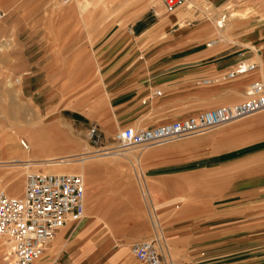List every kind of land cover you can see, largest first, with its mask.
Returning a JSON list of instances; mask_svg holds the SVG:
<instances>
[{"label":"crops","instance_id":"0c3cea01","mask_svg":"<svg viewBox=\"0 0 264 264\" xmlns=\"http://www.w3.org/2000/svg\"><path fill=\"white\" fill-rule=\"evenodd\" d=\"M0 11L12 13L8 19L15 26L28 14L27 2L0 0ZM102 46L101 92L116 120L109 125L158 126L238 103L253 81L264 85V0H187L170 14L148 10ZM241 61L254 63L255 70L225 79ZM155 90L161 95L153 96ZM225 125L197 141L188 159L155 165L152 173L138 166V196L132 186L87 184L83 176L85 217L91 218L57 232L47 248L60 242L54 260L136 264L129 242L145 238L147 228L140 223L136 235L107 217H143V206L153 231L148 240L158 239L170 264L168 241L176 264H264V110ZM152 152L158 154L146 156Z\"/></svg>","mask_w":264,"mask_h":264},{"label":"rangeland","instance_id":"374dc122","mask_svg":"<svg viewBox=\"0 0 264 264\" xmlns=\"http://www.w3.org/2000/svg\"><path fill=\"white\" fill-rule=\"evenodd\" d=\"M23 1L27 2L28 14L23 20L19 18L22 21H18L15 26L11 25L8 17L12 13L0 21V188L9 195L10 178L15 174L20 176L22 184V190L16 194L20 196L28 173L74 170L73 173L80 174V164H42L28 168L24 165L9 167L6 164H11L13 160H21L20 163L14 164H24L29 160L39 161L74 155L75 158L89 157L82 164L85 169H90L88 176L82 175L87 184L118 182L127 187L132 186L138 196L134 178L138 166L142 171L150 169L152 173L155 168L151 167L155 165L188 159L186 157L195 155L197 141L226 126L161 145L118 149L119 145L113 137L124 127L109 125V122L116 121L115 113L110 108L107 96L101 92L100 63L97 61V55L102 52V43L108 37L126 28L144 12L156 9L158 14L163 13L160 0H130L129 3H125V0H67L66 3L64 0ZM77 1L83 4L82 14L77 8ZM15 16L21 17V13ZM208 16L211 17L210 14ZM27 40L33 44L24 45ZM72 93L82 99L83 103L74 105V102H62L64 95ZM54 123H67L72 132L58 138L57 143H47L44 148L39 147L38 141L43 135L40 134L41 129L47 131ZM92 127H96L101 134L97 145L88 139V132ZM20 140L29 145V150L22 148ZM106 150L124 152L111 158L99 155ZM150 151H157L158 154L147 157ZM177 167L179 166L174 168ZM164 170L165 168L158 169ZM149 176L146 174L147 183ZM133 209L135 211L136 208ZM140 209L143 217H107L124 225L127 232L136 235L140 232V223L147 228L145 238L133 239L129 245L152 237L149 217L143 206ZM134 214L133 212L132 215ZM85 216L86 211L84 218L77 222L76 226L91 218ZM159 221L162 230H166L164 220L160 218ZM165 234L168 236L166 231ZM0 244V264H12L3 261L7 251L6 244L2 240ZM168 244L171 258L176 264L175 246L170 241ZM54 247L52 250H46V254L36 263L51 264L59 250V247Z\"/></svg>","mask_w":264,"mask_h":264},{"label":"built area","instance_id":"2783aa9c","mask_svg":"<svg viewBox=\"0 0 264 264\" xmlns=\"http://www.w3.org/2000/svg\"><path fill=\"white\" fill-rule=\"evenodd\" d=\"M66 3L67 0H64ZM164 12L170 14L187 4V0H160ZM5 13L0 11V21ZM225 16L215 25L223 28ZM256 65L239 62L223 77H234L254 71ZM209 82L205 80L204 83ZM245 99L230 105L203 110L195 115L174 120L158 126L117 131L113 140L118 149L142 148L161 145L187 136L203 134L230 122L242 119L264 110V85L253 81L246 88ZM161 92L155 90L153 96ZM88 139L95 145L101 140L96 127L88 132ZM27 150V144L20 140ZM85 181L76 173H28L25 177L22 195H9L0 188V240L11 247V253L4 259L12 264H35L45 254L55 235L68 222H79L84 213ZM145 199V194L143 195ZM163 247L158 239L135 242L130 253L136 264H170L162 254ZM51 264H61L53 261Z\"/></svg>","mask_w":264,"mask_h":264},{"label":"bare ground","instance_id":"6f19581e","mask_svg":"<svg viewBox=\"0 0 264 264\" xmlns=\"http://www.w3.org/2000/svg\"><path fill=\"white\" fill-rule=\"evenodd\" d=\"M86 1V0H85ZM125 3H129L130 2V0H125L124 1ZM132 3V2H131ZM136 4V3H135ZM86 5H88L87 4V2H86ZM77 8L79 9V13H83L84 12V7H83V4H82V2H79V1H77ZM83 8V9H82ZM87 12V11H86ZM85 12V13H86ZM234 15L235 14H231V16L232 17H234ZM83 19V18H82ZM83 23V22H82ZM85 23V22H84ZM74 93H72V94H69V95H64L63 96V100H62V102H66V103H68V102H74V105H76L77 103H83V100L82 99H79V98H77V96L76 95H73ZM66 96V97H65ZM103 103V102H102ZM82 106V105H81ZM99 114V113H98ZM48 128V127H47ZM42 131H41V133L40 134H43V135H41L42 137H40V139H39V141L38 142H40V143H38L39 144V147H41V146H43V148H44V146H46L47 145V143H52V144H54V142H56L57 143V141H58V138H60L61 136H64V135H66V134H68V133H70V132H72V128L70 127V125L69 124H67V123H63L62 125H57L56 123H54V124H51L50 126H49V128H48V130L47 131H44L43 129H41ZM38 132V131H37ZM38 134V133H37ZM36 134V135H37ZM35 135V136H36ZM37 137V136H36ZM37 139V138H36ZM63 139V138H62ZM38 140V139H37ZM47 140V141H46ZM34 144V143H33ZM65 144V143H64ZM57 145H60V144H57ZM31 147V146H30ZM23 148V147H22ZM27 150H29V145H27ZM43 148H42V150H43ZM54 149H55V147H53ZM24 149V148H23ZM126 149H128V148H125V150ZM37 150V149H36ZM58 150V149H57ZM118 150V149H117ZM117 150L116 151H104L102 154H99V155H101L102 157H109V158H111V157H113V156H116V155H122L123 153L122 152H124L123 150H122V152L121 153H118L117 152ZM52 151V150H51ZM55 151V150H54ZM152 155H153V152L151 153ZM51 156V155H50ZM51 157H53V156H51ZM80 157V156H79ZM88 156L87 157H80V158H75L74 157V155H70V156H64V157H55V158H47V159H45V160H39V161H36V160H29V161H27L26 163H24V164H14V163H20L21 162V160H13V161H11L12 163L11 164H6V166H18V167H20V166H25V168H28V167H30V166H36V165H42V164H44V165H47V166H59V165H69V164H80V170L78 171L81 175H83V174H86V176H88V174H89V172H90V169L88 168L87 169V167H86V169H85V167H83V163L86 161V160H88ZM63 169V168H62ZM51 172H55V173H73L74 172V170H68V171H63V170H58V171H51ZM5 185H7V184H5ZM9 186H10V194L11 195H13V196H15L18 192H20L21 190H22V184H21V180H20V176L18 175V174H15V175H13L11 178H10V184H9ZM84 218V213H83V216H82V218H81V220ZM111 218V217H110ZM112 218H114V217H112ZM123 218V217H122ZM125 218H127V217H125ZM150 219V218H149ZM80 220V221H81ZM152 222H153V224L154 225H157V222L156 221H154V219L152 218ZM143 224V223H142ZM153 225V226H154ZM168 225V224H167ZM59 237V236H58ZM60 238V237H59ZM59 241V240H58ZM60 243V242H59ZM57 241H54L53 242V246H51L53 249L55 248L54 246H57L58 247V244H59ZM61 244H63V243H61ZM65 244V243H64ZM65 246V245H64ZM0 247H2L1 246V244H0ZM6 248V255L5 256H7L8 257V253H9V255H10V253H11V247L7 244V246H5ZM49 248V247H48ZM51 248V249H52ZM59 248H61V247H59ZM0 251H1V249H0ZM52 253V252H51ZM4 256V257H5ZM3 261H7L6 259H4L3 258ZM8 263H10L9 262V260H8ZM37 264V263H36Z\"/></svg>","mask_w":264,"mask_h":264}]
</instances>
